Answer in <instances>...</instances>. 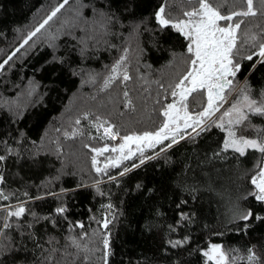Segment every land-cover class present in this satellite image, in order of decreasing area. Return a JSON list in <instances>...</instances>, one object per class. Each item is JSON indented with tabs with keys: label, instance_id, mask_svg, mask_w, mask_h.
Wrapping results in <instances>:
<instances>
[{
	"label": "trees",
	"instance_id": "16d2710c",
	"mask_svg": "<svg viewBox=\"0 0 264 264\" xmlns=\"http://www.w3.org/2000/svg\"><path fill=\"white\" fill-rule=\"evenodd\" d=\"M209 2L225 14L247 8L245 0ZM61 3L0 0V63L12 56L0 71V155L5 157L0 191L9 197L0 200V264H103L106 232L112 250L108 264H213L203 256L212 244L229 252L230 264L233 255L234 264H248L249 248L264 264V221L255 219L264 216V203L251 194V178L264 154L224 150V130L213 126L165 152L156 146L145 153L153 159L140 164V155L135 156L102 177L92 164L91 149L112 145L103 127L97 128V117L119 137L156 131L163 122L161 105L172 98L165 100L160 84L167 89L178 81L190 54L188 40L170 26L161 27L156 13L163 7L166 19H187L183 13L193 4L106 0L105 10L115 17L109 23L93 11L101 0H68L23 44ZM254 9L256 16L233 21H243L237 41L242 70L234 80L235 87L241 85L233 100L245 84L252 98L259 100L264 92V64L256 57L240 59L264 43V0H254ZM125 53L121 71L131 79L124 82L121 76L104 88ZM204 103L201 95L189 98L190 110ZM234 131L264 142V117L250 114V123ZM125 167L131 170L119 175ZM110 176L117 178L105 181ZM19 206L26 209L21 217H7ZM61 207L63 215L56 212ZM249 210L253 218L241 220ZM104 217L110 221L107 230ZM5 222L10 227L4 228ZM70 238L80 243L79 250ZM176 240L186 242L171 247Z\"/></svg>",
	"mask_w": 264,
	"mask_h": 264
},
{
	"label": "snow or ice",
	"instance_id": "6c2138e0",
	"mask_svg": "<svg viewBox=\"0 0 264 264\" xmlns=\"http://www.w3.org/2000/svg\"><path fill=\"white\" fill-rule=\"evenodd\" d=\"M193 4L191 11H185L183 15L187 19H180L172 21L166 19L164 16V8L160 7L156 13V20L161 27H172L188 40L187 52L190 54L187 58L188 68L187 71L176 81L174 84H169L165 89L163 84L160 88L164 90V98L168 99L170 96L171 102L162 104V111L160 115L163 116V122L160 124L156 131H145L140 135H126L122 137L123 142L119 148L113 147L112 152H119L120 156L112 159L108 158V162L104 164L103 169L97 167L98 160L96 157L102 155L104 152L109 151L108 147L91 149L95 152L92 158V164L96 172L100 174L104 172L107 174V169L110 164L113 167H118L121 160L131 159L138 152L141 159L140 164L145 163V160H151L153 156H145L146 149H155L160 146L159 151L165 152L173 145L180 142L186 137L195 139L201 132L209 131L213 126L225 130L227 126L228 139L224 141V150L231 148L234 152L239 153L241 156L245 155V150L248 148L259 151L264 154V142H259L257 139H248L243 136L237 137L236 132L233 130L236 126L244 125L246 121L250 123V114L264 117V92L260 93L259 100L252 98L249 94L248 85L241 89L240 95L237 99L227 108L216 121L212 124L207 123L208 120L220 111L223 104L227 102L226 93L230 94L235 90L234 80L237 74L241 72L242 65L237 59L239 56L238 49V30L241 28L243 21L233 22L234 17H248L256 16L257 11L254 9V0H245L247 5L246 10L233 11L230 13H222L217 7H214L209 0H188ZM68 3V0H63L51 14L40 23L34 31H32L23 44H27L32 37L36 36L51 21L58 12ZM93 11L104 17L109 23L115 21L114 15L110 11H106V0H101L99 5L93 4ZM221 21L228 23L221 25ZM254 39V38H253ZM23 44L21 47H23ZM16 51H19L17 49ZM15 55V53H13ZM254 57L257 62L264 64V43L259 44L258 51L252 52L240 59L253 61ZM127 58V54L121 56L111 68V75L104 81V88H108L118 78L122 76L124 82L131 79L126 69L123 71V65ZM12 59L9 56L7 60L0 63V70H3L4 65ZM255 67V63L251 65ZM196 95H201L205 98V103L199 109L190 110L189 98H196ZM127 98L128 92H124ZM130 104L131 102L128 101ZM157 103H160L157 100ZM84 119H88L85 114ZM99 123L97 128H104V133L111 139H115L118 133H114L113 126L108 124L107 121H100L99 117L96 118ZM77 125L81 123L80 119L75 121ZM105 125H107L105 127ZM191 129V131H187ZM195 134V135H193ZM67 135V134H66ZM75 135V133H73ZM131 144L136 145V151H132ZM128 149L125 152V149ZM158 156L159 153L157 152ZM5 159L0 155V161ZM139 165L133 164L132 167ZM131 168L125 167L119 175L123 176L130 171ZM109 179L115 180V176H110ZM4 181L3 175H0V184ZM251 183L255 186L256 191L251 193L255 199L264 203V168L251 178ZM9 197L0 191V200H7ZM39 198V197H37ZM109 209L112 205H107ZM26 209L23 206L17 207L14 211H8L7 217L19 218L25 213ZM66 209L61 207L57 208L56 212L63 215ZM254 216L251 210L240 214L239 218L243 221H249ZM7 217L5 220H7ZM184 218V217H182ZM255 219L264 221V216H256ZM109 219L105 218L102 221V227L108 229ZM83 228V224L78 225ZM4 228L10 227L5 222ZM110 232H106L102 236L103 245V264H108L109 257L112 255ZM83 239V237H81ZM186 241L176 240L170 242L171 247L179 248ZM70 245L76 249H80L81 245L75 239L70 238ZM246 257L248 264H261V258L256 255L252 248H249ZM203 256L207 257L213 264H230V254L222 249L218 244H212L207 251L203 252ZM237 257L233 255L231 260L234 264ZM242 259V258H241Z\"/></svg>",
	"mask_w": 264,
	"mask_h": 264
},
{
	"label": "rangeland",
	"instance_id": "374dc122",
	"mask_svg": "<svg viewBox=\"0 0 264 264\" xmlns=\"http://www.w3.org/2000/svg\"><path fill=\"white\" fill-rule=\"evenodd\" d=\"M238 11H241V10H238ZM186 18H187V17H186ZM223 22H224V21H221V22H220L221 25H224ZM227 23H228V22H227ZM0 71H1V70H0ZM240 85H241V84H239L237 87H235V90H234V91H231L230 94L226 93V95H227V102L223 104V107H221L220 111L217 112V113L211 118V120H208L207 123H210L218 113H220L221 111H223V109L226 110L227 108H229V107L231 106V104L237 99V97H235L234 100H233L232 98L235 96V93H236V91L239 89ZM230 101H231V102H230ZM228 103H229V105L227 106ZM226 107H227V108H226ZM225 110H224V111H225ZM224 111H223V112H224ZM223 112H221V114H222ZM233 130H234V129H233ZM187 131L190 132L191 129H188ZM224 132H225V140H226V139L229 138V137H228L227 126L225 127ZM235 132H236V131H235ZM101 133H102L103 137H105L106 140H110V141L112 142V145L109 144V145H105V146H103V147H108L109 151L104 152L102 155L96 157L97 160H98L97 167H100L101 169H103L104 164H105L106 162H108V158L115 159V158H117V157L120 156V153H119V152H112L111 149H112L113 147L119 148V145L123 142V140H122V137H119V136H116V138H115L114 140L111 139L110 137L106 136L105 133H104V128L102 129ZM193 135H194V134H193ZM186 138H187V137H186ZM183 140H184V139H183ZM180 141H182V140H180ZM103 147H101V148H103ZM223 148H224V147H223ZM131 149H132V151L135 152V151H136V145H135V144H131ZM229 149H231V148H229ZM248 149H251V148H248ZM248 149H246L245 152H246ZM149 150H152V149H146V150H145V153H146L147 151H149ZM127 151H128V149L126 148V149H125V152H127ZM93 155H95V152H93ZM138 155H139V153L137 152L135 156H138ZM135 156H133L131 159H133ZM131 159L121 160V162H120V164H119L118 167H113V166H111V164H110V166H109L108 169L119 168V167H121V165H122L123 163L128 162V161H130ZM261 168H264V156H263V160H262V164H261L260 169H261ZM94 169H95V168H94ZM108 169H107V170H108ZM95 171H96V170H95ZM259 171H260V170H259ZM96 173H97V172H96ZM97 174H98V173H97ZM98 175H100V176L102 177V176H104V172H101V173L98 174ZM118 176H119V175H118ZM116 178H117V177H116ZM109 180H111V179H107V180H105V181H109ZM105 181H103V182H105ZM101 182H102V181H101ZM254 188H255V186H254ZM255 191H256V189H255ZM105 218H106V217H104V219H105ZM207 250H208V249H207ZM207 250H205V251H207ZM206 259H207V257H206ZM207 261H209V260L207 259ZM211 262H212V261H211Z\"/></svg>",
	"mask_w": 264,
	"mask_h": 264
}]
</instances>
